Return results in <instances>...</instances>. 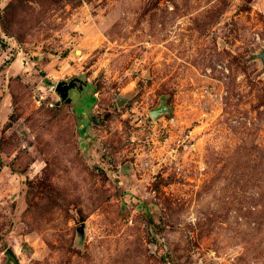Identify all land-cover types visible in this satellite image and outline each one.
Returning a JSON list of instances; mask_svg holds the SVG:
<instances>
[{
  "label": "rangeland",
  "instance_id": "374dc122",
  "mask_svg": "<svg viewBox=\"0 0 264 264\" xmlns=\"http://www.w3.org/2000/svg\"><path fill=\"white\" fill-rule=\"evenodd\" d=\"M263 52L264 0H0V264H264Z\"/></svg>",
  "mask_w": 264,
  "mask_h": 264
},
{
  "label": "water",
  "instance_id": "95a60500",
  "mask_svg": "<svg viewBox=\"0 0 264 264\" xmlns=\"http://www.w3.org/2000/svg\"><path fill=\"white\" fill-rule=\"evenodd\" d=\"M260 59L262 60V62L264 63V52L261 53L260 55ZM76 83H82V85L84 84L82 81L78 80V79H72L68 85H65L63 82L58 83L55 87V92L59 95L60 100L62 102H66L68 100V92L69 90L73 89L74 86L76 85ZM163 110V109H162ZM162 113L161 110L159 111H154L151 112L150 115L155 118L157 115H160Z\"/></svg>",
  "mask_w": 264,
  "mask_h": 264
},
{
  "label": "flooded vegetation",
  "instance_id": "af4514ba",
  "mask_svg": "<svg viewBox=\"0 0 264 264\" xmlns=\"http://www.w3.org/2000/svg\"><path fill=\"white\" fill-rule=\"evenodd\" d=\"M68 84H69V83H68ZM68 84H67V85H68ZM65 85H66V84H65ZM82 89L85 90V84L82 85V83H76V85L74 86V88L71 89V90H69V92H68V97H69L70 92H73V93L76 94V95L81 94V93H82ZM86 98H91V96H89V95H87V94L85 93V95H84V100H85Z\"/></svg>",
  "mask_w": 264,
  "mask_h": 264
},
{
  "label": "trees",
  "instance_id": "16d2710c",
  "mask_svg": "<svg viewBox=\"0 0 264 264\" xmlns=\"http://www.w3.org/2000/svg\"><path fill=\"white\" fill-rule=\"evenodd\" d=\"M92 98V97H91ZM93 99V98H92ZM95 101V99H93V102Z\"/></svg>",
  "mask_w": 264,
  "mask_h": 264
}]
</instances>
